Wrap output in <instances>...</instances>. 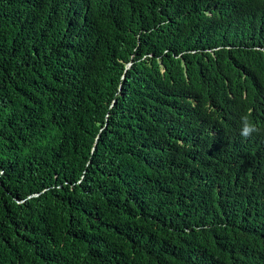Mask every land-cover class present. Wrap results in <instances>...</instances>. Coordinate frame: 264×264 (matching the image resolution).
Returning a JSON list of instances; mask_svg holds the SVG:
<instances>
[{"label":"trees","instance_id":"obj_1","mask_svg":"<svg viewBox=\"0 0 264 264\" xmlns=\"http://www.w3.org/2000/svg\"><path fill=\"white\" fill-rule=\"evenodd\" d=\"M0 264H264V0H0Z\"/></svg>","mask_w":264,"mask_h":264},{"label":"clouds","instance_id":"obj_2","mask_svg":"<svg viewBox=\"0 0 264 264\" xmlns=\"http://www.w3.org/2000/svg\"><path fill=\"white\" fill-rule=\"evenodd\" d=\"M249 115L250 112L242 115L240 121V135L245 139L258 131L256 125L249 119Z\"/></svg>","mask_w":264,"mask_h":264}]
</instances>
